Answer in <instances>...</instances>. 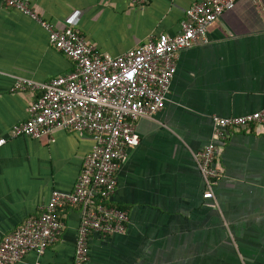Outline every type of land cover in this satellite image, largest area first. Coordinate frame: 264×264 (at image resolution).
Here are the masks:
<instances>
[{
    "label": "crops",
    "instance_id": "obj_1",
    "mask_svg": "<svg viewBox=\"0 0 264 264\" xmlns=\"http://www.w3.org/2000/svg\"><path fill=\"white\" fill-rule=\"evenodd\" d=\"M200 0H32L55 27H74L102 54L118 56L162 33L177 35ZM166 106L137 123L140 144L117 172L111 201L129 212L125 234L90 236L89 264H264V124L213 135V116L264 109V0H239L209 28L208 42L178 52ZM74 62L34 19L0 0V245L39 216L54 190L72 192L89 133L57 128L52 136L13 137L41 90H14L71 72ZM54 138V141H52ZM215 141L220 177L213 198L199 153ZM65 227L42 256L17 264H74L81 206L60 212Z\"/></svg>",
    "mask_w": 264,
    "mask_h": 264
},
{
    "label": "built area",
    "instance_id": "obj_2",
    "mask_svg": "<svg viewBox=\"0 0 264 264\" xmlns=\"http://www.w3.org/2000/svg\"><path fill=\"white\" fill-rule=\"evenodd\" d=\"M239 0H200L185 12L177 35L162 33L149 38L128 52L111 56L100 53L76 28L59 29L43 19L32 0H2L37 21L49 34L50 43L70 58L74 69L45 84L17 79L14 90H41L29 108L28 118L15 124L13 137L41 139L52 136L57 128L89 133L95 139L92 151L85 157L82 171L72 192L54 190L39 216L29 218L8 235L0 245V264H17L30 252L39 256L58 241L65 224L58 218L66 204L81 206L74 264H89L90 236L125 234L128 211L102 203L111 200L117 190V172L140 144L137 123L153 117L166 106L177 71V55L199 42H208L210 26ZM149 0H132L137 6ZM264 124V109L242 116H213V135L224 140L229 129H248ZM54 141V138H52ZM7 142L0 139V146ZM217 143H209L199 153V166L213 198V188L220 177L215 164Z\"/></svg>",
    "mask_w": 264,
    "mask_h": 264
},
{
    "label": "trees",
    "instance_id": "obj_3",
    "mask_svg": "<svg viewBox=\"0 0 264 264\" xmlns=\"http://www.w3.org/2000/svg\"><path fill=\"white\" fill-rule=\"evenodd\" d=\"M215 164H216V166H217V156H216ZM101 202H102V203H106V204H108V205H110V206H115L116 208H118V209H120V210H123L122 208L116 206L111 200H107V199L104 200V199H103V200H101ZM66 205H71V204H66ZM66 205H65V206H66ZM61 209H62V208H61ZM61 209H59V211H58V218H59L61 221H63L62 218H61L60 215H59V212H60Z\"/></svg>",
    "mask_w": 264,
    "mask_h": 264
}]
</instances>
